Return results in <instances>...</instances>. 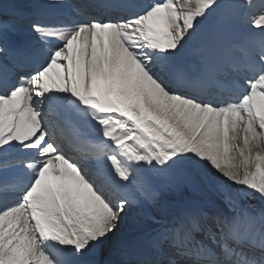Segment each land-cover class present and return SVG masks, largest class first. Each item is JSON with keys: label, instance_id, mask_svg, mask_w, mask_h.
Wrapping results in <instances>:
<instances>
[{"label": "snow or ice", "instance_id": "1", "mask_svg": "<svg viewBox=\"0 0 264 264\" xmlns=\"http://www.w3.org/2000/svg\"><path fill=\"white\" fill-rule=\"evenodd\" d=\"M21 15L0 3V264H264V0Z\"/></svg>", "mask_w": 264, "mask_h": 264}, {"label": "bare ground", "instance_id": "2", "mask_svg": "<svg viewBox=\"0 0 264 264\" xmlns=\"http://www.w3.org/2000/svg\"><path fill=\"white\" fill-rule=\"evenodd\" d=\"M51 3L52 0H41L40 3ZM25 4V3H24ZM37 5V4H36ZM21 33L27 35L29 33V30H19ZM202 44L201 41L196 38L193 39L188 46H186V49L183 50V56L182 59L186 63H195L199 56V49L201 48ZM2 59V57H0ZM170 196V195H169Z\"/></svg>", "mask_w": 264, "mask_h": 264}, {"label": "rangeland", "instance_id": "3", "mask_svg": "<svg viewBox=\"0 0 264 264\" xmlns=\"http://www.w3.org/2000/svg\"><path fill=\"white\" fill-rule=\"evenodd\" d=\"M40 1L41 0H20L19 2H22V3H25V4H33V5H36V4H40ZM60 3L64 2V0H59ZM49 3V2H48ZM169 198L170 199H180L182 196H191L193 195L191 189H182L181 192L177 193V192H171L169 193ZM209 196H215L214 193H208Z\"/></svg>", "mask_w": 264, "mask_h": 264}]
</instances>
